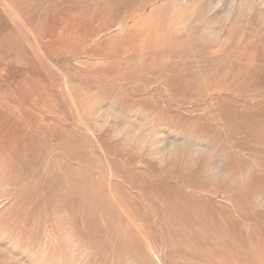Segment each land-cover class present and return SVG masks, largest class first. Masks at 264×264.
<instances>
[{"label": "rangeland", "instance_id": "rangeland-1", "mask_svg": "<svg viewBox=\"0 0 264 264\" xmlns=\"http://www.w3.org/2000/svg\"><path fill=\"white\" fill-rule=\"evenodd\" d=\"M0 264H264V0H0Z\"/></svg>", "mask_w": 264, "mask_h": 264}]
</instances>
